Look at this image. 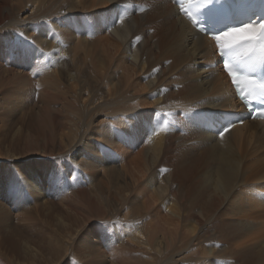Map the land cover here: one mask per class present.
Listing matches in <instances>:
<instances>
[{"label":"bare ground","instance_id":"bare-ground-1","mask_svg":"<svg viewBox=\"0 0 264 264\" xmlns=\"http://www.w3.org/2000/svg\"><path fill=\"white\" fill-rule=\"evenodd\" d=\"M232 113L172 0H0V264H264V125Z\"/></svg>","mask_w":264,"mask_h":264},{"label":"snow or ice","instance_id":"snow-or-ice-1","mask_svg":"<svg viewBox=\"0 0 264 264\" xmlns=\"http://www.w3.org/2000/svg\"><path fill=\"white\" fill-rule=\"evenodd\" d=\"M215 40L220 45V55L226 58L223 69L231 77L233 85L237 87L241 94V98L244 99L246 95L253 94L256 90L255 82L249 77H240L235 64L230 63L227 57L238 49H244L245 55H259L260 58L264 59V23H259L258 25L245 24L240 28L228 29L216 35ZM244 81H247L250 86L243 87ZM259 87L264 89V84L259 85ZM228 131L229 129L225 127L219 134L223 137Z\"/></svg>","mask_w":264,"mask_h":264},{"label":"rangeland","instance_id":"rangeland-1","mask_svg":"<svg viewBox=\"0 0 264 264\" xmlns=\"http://www.w3.org/2000/svg\"><path fill=\"white\" fill-rule=\"evenodd\" d=\"M10 122H12V125H13V121H11V120L8 121L7 123H10ZM7 125L10 126V124H7ZM45 161H46V159H42V158H39V157H32V158H29L28 161L15 162V164L21 169L22 168L26 169L27 167H30L34 171H37L38 173H40V169H41L42 165L45 163ZM2 165L8 166V165H10V163L9 162H7V163H3L2 162ZM10 172H11L10 173V180L11 181H10V183L8 185V190H7V193L5 194L4 200L6 201L5 202L6 204H8L10 206H15L16 203L18 205V204H21V202H24L28 195H27V192L22 187L21 181L16 177L17 176L16 172L14 170H11V168H10ZM41 181H42V183H41L42 187H44V189H45L46 197H48L47 199L49 201L57 202L56 198H54L55 196L54 195L51 196L50 192L48 191V185H47L48 179H47V177H44L42 175L41 176ZM49 196H50V198H49ZM11 214L13 216L15 215L14 213H12V211H11ZM14 217H12L13 218V220H12V224L13 225L15 223H19V218L17 220ZM37 228H39V227L37 226L35 229H37ZM35 229H33V230L35 231ZM26 230H27L26 232L31 233V229H26Z\"/></svg>","mask_w":264,"mask_h":264}]
</instances>
